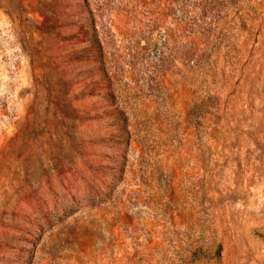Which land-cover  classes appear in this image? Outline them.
Segmentation results:
<instances>
[{"label": "rangeland", "instance_id": "rangeland-1", "mask_svg": "<svg viewBox=\"0 0 264 264\" xmlns=\"http://www.w3.org/2000/svg\"><path fill=\"white\" fill-rule=\"evenodd\" d=\"M0 264H264V0H0Z\"/></svg>", "mask_w": 264, "mask_h": 264}]
</instances>
